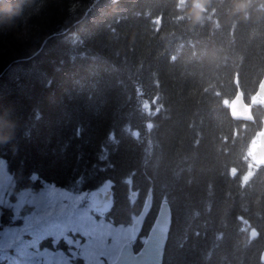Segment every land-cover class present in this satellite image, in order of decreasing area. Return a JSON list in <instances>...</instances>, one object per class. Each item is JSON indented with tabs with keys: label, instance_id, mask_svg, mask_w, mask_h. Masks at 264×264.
<instances>
[{
	"label": "trees",
	"instance_id": "1",
	"mask_svg": "<svg viewBox=\"0 0 264 264\" xmlns=\"http://www.w3.org/2000/svg\"><path fill=\"white\" fill-rule=\"evenodd\" d=\"M196 3L0 0V158L19 188L106 189L113 223L150 193L143 233L167 200L163 264H264V101L228 106L264 75V0Z\"/></svg>",
	"mask_w": 264,
	"mask_h": 264
},
{
	"label": "snow or ice",
	"instance_id": "2",
	"mask_svg": "<svg viewBox=\"0 0 264 264\" xmlns=\"http://www.w3.org/2000/svg\"><path fill=\"white\" fill-rule=\"evenodd\" d=\"M8 201H11L8 210L20 223L7 229L0 228V250L12 253L21 248L27 253L31 248L39 250L41 256L48 253L42 264H52L53 254L57 252L63 264H84L79 254L82 248L93 264H109L110 259L112 264H130L132 260L134 245L127 255H113L118 250L105 238V233L94 226L83 211L84 205L64 193L21 191L9 173L0 183V208ZM65 219L73 226L65 227L62 222ZM45 241L52 242L51 250L41 247ZM61 244L64 248H60ZM97 252L101 253L98 260Z\"/></svg>",
	"mask_w": 264,
	"mask_h": 264
},
{
	"label": "rangeland",
	"instance_id": "3",
	"mask_svg": "<svg viewBox=\"0 0 264 264\" xmlns=\"http://www.w3.org/2000/svg\"><path fill=\"white\" fill-rule=\"evenodd\" d=\"M258 142V136H256L252 148ZM9 171L7 169L6 161L4 158H0V183L4 182L6 177H8ZM21 191H33L36 193L53 191L57 193H64L71 197L75 201H79L84 205L83 211L92 219L94 226L97 227L98 230H102L105 233V238L111 241V245L119 251L121 245L124 241L129 240L131 236V222L135 218L136 214L134 213L131 216V220L129 223H113L111 218L108 215V211L111 208L110 204V194L106 189L101 190H93V191H82L79 193H72L67 190L61 189V187L55 185L50 182H43V184L39 188L34 187H25L19 188ZM11 201L4 203L3 207H11ZM6 205V206H5ZM2 212L4 215H2ZM157 212V211H156ZM0 228H11L15 225L19 224V219L15 218L13 215L10 216L11 222L8 220V212L3 211V208H0ZM107 213V215H106ZM149 213V212H148ZM147 213V215H148ZM146 215V217H147ZM156 215V213H155ZM154 215V217H155ZM7 217V218H5ZM145 217V219H146ZM153 217V219H154ZM145 221V220H144ZM7 222V223H5ZM65 227H72L73 225L65 219L62 221ZM141 239H144L142 236ZM42 248L47 247L49 250L52 249V242L45 241L41 246ZM60 248H64V245L61 244ZM118 252H114L113 255H117ZM83 259L84 264H93V261L89 259L88 253L85 249H81L79 253ZM48 253H45L44 256L39 254V250H33L29 248L28 252L25 253L21 248H17L15 252H8L7 250H0V259L4 260L6 264H42L45 261ZM74 255H76L74 253ZM101 253H96L97 260L99 259ZM63 264V261H60V253H54L52 264H57V262ZM111 259L109 260V263Z\"/></svg>",
	"mask_w": 264,
	"mask_h": 264
},
{
	"label": "water",
	"instance_id": "4",
	"mask_svg": "<svg viewBox=\"0 0 264 264\" xmlns=\"http://www.w3.org/2000/svg\"><path fill=\"white\" fill-rule=\"evenodd\" d=\"M261 99L264 101V75L262 76L257 91L252 95L251 102L245 101L241 90L228 102L230 114L235 119L253 120L252 103ZM257 144L253 147L251 156L256 165H264V130L259 131ZM137 192L132 193L135 198ZM152 196L149 193L136 219L132 223V239L126 240L120 247L118 254L127 255L133 248V241L139 236L145 217L151 207ZM172 223L171 207L167 200L163 199L158 205L156 215L146 234L145 240L139 249L132 252L130 264H163L165 247ZM112 264V262L110 263Z\"/></svg>",
	"mask_w": 264,
	"mask_h": 264
},
{
	"label": "bare ground",
	"instance_id": "5",
	"mask_svg": "<svg viewBox=\"0 0 264 264\" xmlns=\"http://www.w3.org/2000/svg\"><path fill=\"white\" fill-rule=\"evenodd\" d=\"M182 1V0H181ZM185 2V1H184ZM177 4V3H176ZM175 4V5H176ZM178 4H180L179 3V1H178ZM186 4V3H185ZM188 4V3H187ZM191 4H192V2H191ZM248 4V3H247ZM181 5V4H180ZM193 5V4H192ZM185 6V5H184ZM250 6V5H249ZM185 7H187V5L185 6ZM177 9H178V6H177ZM181 9H183L184 10V7L183 8H181ZM204 9V8H203ZM179 10V9H178ZM248 10V9H247ZM252 11V10H251ZM176 13H177V10H176ZM179 13V15L181 14V12H178ZM183 13H184V11H183ZM185 13H186V11H185ZM251 13V12H250ZM253 13V12H252ZM256 13V12H255ZM254 14V13H253ZM178 15V14H177ZM251 15V14H250ZM185 16V15H184ZM188 16V15H187ZM178 17V16H177ZM180 17V16H179ZM169 18V17H168ZM183 18V17H182ZM170 19H171V16H170ZM242 20V19H241ZM168 21H169V19H168ZM224 62H225V60H224ZM221 64V63H220ZM225 64V63H224ZM223 64V65H224ZM222 65V64H221ZM141 114V113H140ZM139 115V114H138ZM141 117V116H140ZM145 118V117H144ZM141 119V118H140ZM141 121V120H140ZM135 125V124H134ZM132 126V125H131ZM134 127V126H133ZM115 137V136H114ZM116 138V137H115ZM104 145V144H103ZM105 146V145H104ZM103 148V147H102ZM104 151V150H103ZM107 152H109V150L107 151ZM101 153V152H100ZM99 153V154H100ZM102 154V153H101ZM101 154H100V156H101ZM105 156V155H104ZM106 158V157H105ZM103 160H104V157L102 158ZM105 160H107V158L105 159ZM96 165H99V164H96ZM100 168V167H99ZM101 169V168H100ZM101 170H103V168L101 169ZM34 175V173L32 174V176ZM104 175V174H103ZM30 176V175H29ZM31 176V177H32ZM19 177V176H18ZM28 177V176H27ZM105 178V177H104ZM112 178V177H111ZM263 178V177H262ZM22 179V178H21ZM42 179V178H41ZM78 179V178H77ZM76 179V180H77ZM88 180V179H87ZM92 180V179H91ZM94 180V179H93ZM115 180V179H114ZM17 181H19L18 179H17ZM21 181V180H20ZM19 181V182H20ZM69 181V180H68ZM71 181V180H70ZM69 181V184L71 183ZM78 181H80V180H78ZM89 181V180H88ZM108 181V180H107ZM119 181V180H118ZM122 181V180H121ZM120 181V182H121ZM262 181V180H261ZM22 182V181H21ZM77 182V181H76ZM91 182V181H90ZM257 182V181H256ZM66 183V182H65ZM75 183V182H74ZM73 183V184H74ZM115 183V182H114ZM78 184V183H77ZM76 184V185H77ZM80 184V183H79ZM93 184V183H92ZM98 184H99V181H98ZM20 185H22V184H20ZM20 185H18L19 187H20ZM25 185V184H24ZM29 185V184H28ZM28 185H27V187H28ZM83 185V184H82ZM85 185V184H84ZM88 185V184H87ZM114 185H117V184H114ZM26 186V185H25ZM74 186V185H73ZM96 186V185H95ZM118 186V185H117ZM23 187V186H22ZM75 187V186H74ZM133 187V186H132ZM134 188V187H133ZM137 188V187H136ZM254 188V187H253ZM78 189H79V187H78ZM132 189V188H131ZM152 189V188H151ZM80 190V189H79ZM119 190V189H118ZM121 190V189H120ZM119 190V191H120ZM134 190V189H133ZM253 190V189H252ZM73 191V190H72ZM90 191V190H89ZM132 191V190H131ZM146 191H148V190H146ZM145 192V191H144ZM149 192H150V190H149ZM117 193H118V191H117ZM120 193H121V191H120ZM146 193V192H145ZM112 194V193H111ZM122 194V193H121ZM149 194V193H148ZM126 195H127V193H126ZM112 196V195H111ZM114 197H115V194L113 195ZM117 197V196H116ZM140 197V196H139ZM144 197V196H143ZM163 198V197H162ZM134 199V198H133ZM144 199V198H143ZM142 201V200H141ZM142 203V202H141ZM6 206V205H5ZM10 206H11V204H10ZM140 206H142V205H140ZM131 207V206H130ZM141 208V207H140ZM3 209H4V207H3ZM6 209V208H5ZM5 211V210H4ZM8 211V210H7ZM6 211V212H7ZM9 212V211H8ZM1 214V213H0ZM2 215H4L3 214V212H2ZM2 215H0V216H2ZM11 215V214H10ZM2 217H4V216H2ZM5 218H7V217H5ZM173 219V218H172ZM173 222V221H172ZM173 224V223H172ZM173 227V226H172ZM170 232V231H169ZM256 234H257V232H256V230L254 229V230H251L250 231V235H251V237H255L256 236ZM260 256H261V259L264 261V247H263V249L261 250V253H260ZM2 261V260H1ZM2 263V262H1Z\"/></svg>",
	"mask_w": 264,
	"mask_h": 264
},
{
	"label": "clouds",
	"instance_id": "6",
	"mask_svg": "<svg viewBox=\"0 0 264 264\" xmlns=\"http://www.w3.org/2000/svg\"><path fill=\"white\" fill-rule=\"evenodd\" d=\"M207 0H197V3L195 5V11L193 12V19L195 22H199L201 20V15L199 9L204 7V3H206ZM246 0H234V11L236 12H242L245 11L247 8ZM11 11V9H9Z\"/></svg>",
	"mask_w": 264,
	"mask_h": 264
}]
</instances>
